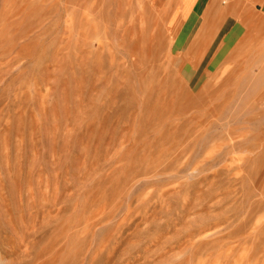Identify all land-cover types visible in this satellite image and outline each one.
Instances as JSON below:
<instances>
[{"label":"rangeland","instance_id":"obj_1","mask_svg":"<svg viewBox=\"0 0 264 264\" xmlns=\"http://www.w3.org/2000/svg\"><path fill=\"white\" fill-rule=\"evenodd\" d=\"M196 1L0 0V264H264L262 2Z\"/></svg>","mask_w":264,"mask_h":264},{"label":"crops","instance_id":"obj_2","mask_svg":"<svg viewBox=\"0 0 264 264\" xmlns=\"http://www.w3.org/2000/svg\"><path fill=\"white\" fill-rule=\"evenodd\" d=\"M197 1L199 2V0H197ZM197 1H196V3H198ZM261 2H262V3H261V5H262V9L264 10V0H261ZM196 3L194 2V5H195V6H196ZM191 6H193V5H191Z\"/></svg>","mask_w":264,"mask_h":264}]
</instances>
